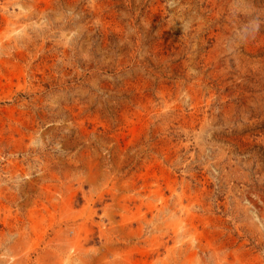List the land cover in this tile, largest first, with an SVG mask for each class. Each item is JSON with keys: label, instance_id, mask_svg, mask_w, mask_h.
Returning <instances> with one entry per match:
<instances>
[{"label": "rangeland", "instance_id": "1", "mask_svg": "<svg viewBox=\"0 0 264 264\" xmlns=\"http://www.w3.org/2000/svg\"><path fill=\"white\" fill-rule=\"evenodd\" d=\"M0 264H264V0H0Z\"/></svg>", "mask_w": 264, "mask_h": 264}]
</instances>
